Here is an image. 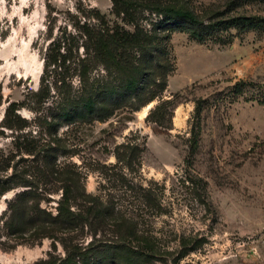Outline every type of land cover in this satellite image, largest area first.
I'll use <instances>...</instances> for the list:
<instances>
[{"label": "rangeland", "instance_id": "obj_1", "mask_svg": "<svg viewBox=\"0 0 264 264\" xmlns=\"http://www.w3.org/2000/svg\"><path fill=\"white\" fill-rule=\"evenodd\" d=\"M190 2L206 24L216 20L208 19L212 14L244 15L257 27L220 31L225 43L172 30L170 70L160 97L148 102L152 86L53 131L37 117L56 114L67 86L71 96L79 94L80 58L92 63L94 88L114 84L103 65L86 55L84 43L90 31L119 19L110 0H0V179L16 171L30 182L0 195V264L64 256L60 241L36 237L40 218L28 214L27 225L9 229L5 210L16 192L31 188L40 194L39 207L54 216L69 179L72 209L84 214L97 204L106 217L94 213L86 225L60 222L64 232H52L81 244L111 243L102 264H130L118 256L122 244L143 246L145 253L151 248V256L132 264H264V0ZM138 16L147 30L163 18L148 10ZM54 57L60 66L47 68L50 97L36 107L31 92L39 88L45 61ZM174 93L185 101L174 110L172 128L157 132L146 115ZM10 102L23 104L17 111L26 120L24 129L1 126ZM193 126L199 140L189 165ZM28 144L37 146L38 156L16 147ZM48 163L55 170L45 180L38 174Z\"/></svg>", "mask_w": 264, "mask_h": 264}, {"label": "trees", "instance_id": "obj_2", "mask_svg": "<svg viewBox=\"0 0 264 264\" xmlns=\"http://www.w3.org/2000/svg\"><path fill=\"white\" fill-rule=\"evenodd\" d=\"M110 1L111 13L119 21L113 22L110 26L105 25L103 28L90 31L88 40L84 43V50L86 55H91L93 59L100 62L108 74L115 78L113 80L114 84L107 87L103 86L102 89L94 88L89 79L92 63L89 60L87 61L85 57L80 58L78 62L79 94L71 96V86H67L64 88L65 96L61 100L62 103L57 106L56 114L50 116V119L37 117L43 120L53 131H56L63 124L86 120L108 106L118 105L120 102L123 103L136 98L148 91L149 88L154 87L155 92L151 93L148 102L155 97H160L166 86V77L170 70L168 49L169 32L172 30H189L191 36L198 41H205L214 36L217 42L225 43V39L219 38L221 36L220 31L223 33L239 25L247 29L257 27L255 26L256 23L250 22V17L244 15L221 19L222 14H212L208 19H216L217 21L206 24L205 20L192 6L190 0ZM140 10L154 12L163 18L160 22L153 24L150 30H147L139 22ZM219 18L220 20H218ZM160 58H162V63L159 62ZM51 65L54 67L60 66L57 57L45 61L40 76L39 88L35 92H31L32 96L35 97L36 107L43 105L50 97L52 88L46 76L47 68ZM155 65L157 67H153ZM241 83V81L236 83L235 87L239 89ZM184 101L180 93H174L168 98L160 99L149 110L146 120L154 124L155 131L167 133L172 128L175 108ZM260 102L264 104V94ZM21 106L23 104L10 102L5 108L1 126L8 129H24L27 126L26 120L17 111ZM201 108V104L196 103L194 117L197 118V123L200 121ZM36 110H39V108H36ZM189 132V148L185 161L190 165L191 156L198 147L199 128L196 129L193 126ZM16 147L21 154L25 153L33 155V157L38 156L40 152L36 145L28 144V146L18 145ZM23 159L25 160V158ZM44 167L46 171L44 168L39 169L41 172L38 175L47 180L46 176L53 175L55 167L51 163L44 165ZM26 181L17 175L16 171L12 172L6 178L0 179V195L14 187H28L30 182L27 181V183ZM72 182L73 179H69L64 184L54 216L39 207L40 194L31 190V188L16 192L12 200L7 203L5 211L8 213L6 224L9 229H15L19 225H27L26 217L32 213V217L40 218L43 222L42 226L36 230V237H51L53 241L58 240L63 245L64 256L55 257L49 253L46 258H40L32 264H102L109 260V256L105 252L111 243H107V241L104 243L102 241L99 244L92 241L81 244L73 242L70 238L56 236L53 233L54 231L56 233L60 232V234L64 232L62 227L59 226L60 222L62 224L86 225L90 224L88 219L94 213L102 219L106 217L105 209L100 205L96 206L97 204L88 206L84 210V214L76 213L72 209L70 203L73 194ZM53 247H55V244H53ZM122 247V251L118 252V256L126 263L132 264L137 259L151 256V252H149L151 248L145 253L143 246L133 248L122 244Z\"/></svg>", "mask_w": 264, "mask_h": 264}, {"label": "bare ground", "instance_id": "obj_3", "mask_svg": "<svg viewBox=\"0 0 264 264\" xmlns=\"http://www.w3.org/2000/svg\"><path fill=\"white\" fill-rule=\"evenodd\" d=\"M149 107V105L147 107L144 108V110L142 111V115H145L146 113V109Z\"/></svg>", "mask_w": 264, "mask_h": 264}, {"label": "water", "instance_id": "obj_4", "mask_svg": "<svg viewBox=\"0 0 264 264\" xmlns=\"http://www.w3.org/2000/svg\"><path fill=\"white\" fill-rule=\"evenodd\" d=\"M151 106L148 107V109L150 108Z\"/></svg>", "mask_w": 264, "mask_h": 264}, {"label": "built area", "instance_id": "obj_5", "mask_svg": "<svg viewBox=\"0 0 264 264\" xmlns=\"http://www.w3.org/2000/svg\"><path fill=\"white\" fill-rule=\"evenodd\" d=\"M263 230H264V228H263Z\"/></svg>", "mask_w": 264, "mask_h": 264}]
</instances>
